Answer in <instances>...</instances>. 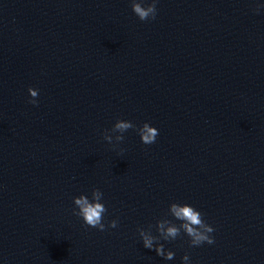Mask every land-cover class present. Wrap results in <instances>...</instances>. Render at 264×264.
<instances>
[{
	"label": "clouds",
	"instance_id": "9594fccd",
	"mask_svg": "<svg viewBox=\"0 0 264 264\" xmlns=\"http://www.w3.org/2000/svg\"><path fill=\"white\" fill-rule=\"evenodd\" d=\"M144 0H132V11L139 18L140 21H147L149 19H155L157 14V0H151V3L147 6H143ZM264 5H257L255 12L259 14V9ZM28 93L32 98L29 102L36 104L38 97V91L32 88L28 89ZM135 126L130 121L118 120L111 132L125 133L129 129H133ZM138 134L141 138V142L145 145L153 144L156 137L159 135L158 130L149 126L148 123H144L138 130ZM103 139L111 144L112 138L106 132ZM117 141H123L124 136L117 135ZM103 193L99 189H93L91 192V200L86 195H80L73 199L75 209L73 214L80 217L83 223L99 231H105V224L103 222L104 215L107 209L102 203ZM167 215H170L173 219L167 218L158 220L155 225L157 235L152 234V225H149L147 229L138 228V234L142 240L143 246L146 249L155 251L157 256L163 257L165 260H173L175 253L170 250H165L164 244L161 241H174L177 238H181L182 233L189 238V247H199L202 244H213L215 241L211 237V233L214 232V228L211 227L206 221L200 211L188 204L172 203L168 208ZM173 221H179V224ZM118 222L112 220L109 222L108 227L116 228ZM183 264H189L190 257L185 254L182 257Z\"/></svg>",
	"mask_w": 264,
	"mask_h": 264
}]
</instances>
